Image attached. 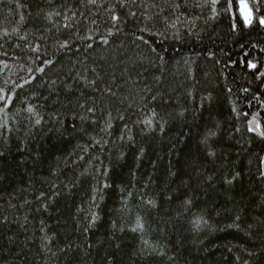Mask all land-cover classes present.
I'll return each instance as SVG.
<instances>
[{"label":"trees","instance_id":"16d2710c","mask_svg":"<svg viewBox=\"0 0 264 264\" xmlns=\"http://www.w3.org/2000/svg\"><path fill=\"white\" fill-rule=\"evenodd\" d=\"M245 2L0 0V264H264Z\"/></svg>","mask_w":264,"mask_h":264},{"label":"snow or ice","instance_id":"6c2138e0","mask_svg":"<svg viewBox=\"0 0 264 264\" xmlns=\"http://www.w3.org/2000/svg\"><path fill=\"white\" fill-rule=\"evenodd\" d=\"M213 2H215V0H213ZM239 10L244 18V22L246 24H250L251 23V9L245 3V0H239ZM260 23L264 24V19H261Z\"/></svg>","mask_w":264,"mask_h":264},{"label":"water","instance_id":"95a60500","mask_svg":"<svg viewBox=\"0 0 264 264\" xmlns=\"http://www.w3.org/2000/svg\"><path fill=\"white\" fill-rule=\"evenodd\" d=\"M254 68V67H252ZM249 128L252 132H254L256 135H258L259 137L263 138V134L260 130V127H259V124L256 120H252L250 123H249ZM263 173H264V161H263Z\"/></svg>","mask_w":264,"mask_h":264},{"label":"rangeland","instance_id":"374dc122","mask_svg":"<svg viewBox=\"0 0 264 264\" xmlns=\"http://www.w3.org/2000/svg\"><path fill=\"white\" fill-rule=\"evenodd\" d=\"M246 3V2H245ZM247 4V3H246Z\"/></svg>","mask_w":264,"mask_h":264}]
</instances>
